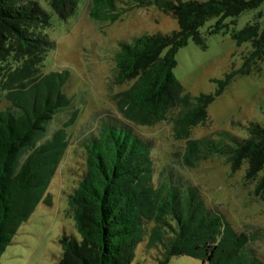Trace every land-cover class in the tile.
I'll return each mask as SVG.
<instances>
[{"label": "trees", "instance_id": "obj_1", "mask_svg": "<svg viewBox=\"0 0 264 264\" xmlns=\"http://www.w3.org/2000/svg\"><path fill=\"white\" fill-rule=\"evenodd\" d=\"M47 2L67 19L79 0ZM263 2L90 0L89 15L113 24L135 7L155 5L177 20L178 29L170 33L145 32L130 42L120 40L113 56L114 81L134 83L117 94L119 112L130 122L151 125L176 110L172 122L176 138L187 141L185 163L221 156L232 172L246 164L244 177L255 183L254 194L264 201V124L251 121L247 137L224 129L191 138L193 127L208 118V106L237 76L262 71L264 26L255 22L233 31L237 45L249 42L252 50L243 55L240 68L215 80L214 92L193 96L174 73L177 53L190 39L207 47L200 30L207 19L217 18L208 29L217 34L228 27V19L236 23ZM51 23L52 12L39 0H0V96L9 102L0 111V257L46 195L70 145L65 129L70 123L57 126L56 119L73 107L62 88L68 72L63 77L43 71L47 53L56 45L45 32ZM84 147L86 169L70 194L80 238H60L59 264H132L143 241L148 247L163 244L158 264H169L177 254L204 264H264L250 247V236L239 233L219 209L208 207L196 187L183 188L171 173L155 184L149 141L130 127L109 120Z\"/></svg>", "mask_w": 264, "mask_h": 264}, {"label": "rangeland", "instance_id": "obj_2", "mask_svg": "<svg viewBox=\"0 0 264 264\" xmlns=\"http://www.w3.org/2000/svg\"><path fill=\"white\" fill-rule=\"evenodd\" d=\"M39 1L52 12V25L45 32L56 43L47 53L43 71H58L62 75L68 72L62 88L72 99L73 107L61 112L56 119L57 126L70 123L65 128L70 134V145L46 195L16 231L12 243L0 257V264H59L63 253L60 238L64 234L80 238L70 194L86 169L84 143L97 136L109 120L130 127L149 141L155 184L171 173L183 188L196 187L208 207L219 209L239 233L250 236V247L264 263V201L255 196V183L247 182L244 177L246 164L232 172L221 156L206 160L196 158L185 163L187 141L176 138L172 122L176 110L151 125L130 122L119 112L117 94L134 83V80L124 84L114 81L113 56L120 40L130 42L134 36L145 32L170 33L178 29L177 20L153 5L135 7L113 24L94 21L89 15L90 0H79L76 13L64 19L51 10L47 0ZM216 21V17H211L200 28L206 35V48L190 39L177 53L174 73L185 92L193 96L214 92L218 87L215 80L241 67L243 55L252 50V46L249 42L238 46L232 33L255 22L263 27L264 2L245 11L236 23L228 19L229 25L222 32L209 34L208 29ZM261 66L259 73L237 76L217 96L208 106V118L193 127L191 138L216 135L224 129L247 137L246 126L251 121L264 124V62ZM3 96H0V111L9 105ZM14 108L17 111L18 108ZM163 252L161 242L148 247L143 241L137 246L132 264H158ZM169 264L204 262L187 254H177L171 257Z\"/></svg>", "mask_w": 264, "mask_h": 264}]
</instances>
